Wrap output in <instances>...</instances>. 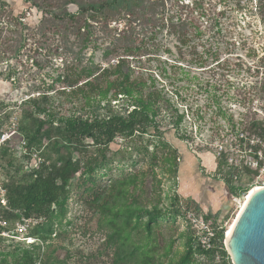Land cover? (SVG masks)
Listing matches in <instances>:
<instances>
[{
  "label": "rangeland",
  "instance_id": "rangeland-1",
  "mask_svg": "<svg viewBox=\"0 0 264 264\" xmlns=\"http://www.w3.org/2000/svg\"><path fill=\"white\" fill-rule=\"evenodd\" d=\"M8 2L13 20H0V187L31 182L33 166L46 159L58 164L68 152L81 170L72 176L67 210L54 220L51 236L38 240L31 226L25 236L32 244L4 238L0 264H18L25 251L31 264H179L193 232L177 211L189 201L200 213L215 215L230 204L219 219L227 231L243 201L236 197L242 202L237 204L217 170L209 167L217 165L205 144L214 127L225 122L216 100L238 119L241 110L233 102L264 99V0H164L160 26L154 29L147 15L139 16L143 20L126 17L107 23L95 16L85 26L69 21L41 26L36 10L27 9L22 0ZM21 14L19 24L14 19ZM119 34L133 38L139 47L129 66L134 78L155 84L147 93L159 91L160 98H154L162 110L163 129L119 136L111 147L70 146L58 133L55 140L44 138L28 148L22 126L30 130L32 106L24 101L48 94L60 115L91 117L94 110L81 94L61 90L76 91L85 79L84 67L116 64L112 51ZM21 44L20 53L12 57ZM164 98L185 113L190 141L170 128L168 115L176 108H169ZM198 107L204 110L203 120L189 114ZM251 180L244 177L240 186L246 188ZM155 207L163 214L148 230L144 210ZM17 222H10V228ZM190 264L223 263L195 251Z\"/></svg>",
  "mask_w": 264,
  "mask_h": 264
},
{
  "label": "trees",
  "instance_id": "trees-1",
  "mask_svg": "<svg viewBox=\"0 0 264 264\" xmlns=\"http://www.w3.org/2000/svg\"><path fill=\"white\" fill-rule=\"evenodd\" d=\"M27 9L36 10L41 16V26L47 23H57L63 21L74 22L77 25L85 26L88 21L98 16L102 21L107 23L124 20V18L147 15L150 17L149 24L152 29L160 26L159 12L164 8V0H22ZM9 7L8 0H0V20L8 18L10 23L13 19L7 14ZM71 7L76 11L72 12ZM4 18V19H5ZM22 14L16 16L14 20L22 24ZM143 20V19H142ZM25 27V26H24ZM175 27V26H174ZM123 32V31H121ZM122 34L115 37L117 41L113 48V57L117 58V63L103 67L102 65L92 64L89 68L84 67L83 83L69 92L66 89L61 90V94L78 95L85 98V104L94 110V114L89 117L80 113L79 115L65 116L60 115L53 106L51 97L48 94H40L30 97L24 101L30 108V118L32 123L29 125L30 130L26 127L22 132L26 139L28 148H34L35 145L42 144V139L48 138L55 140L60 133L62 139L70 146H101L108 147L114 144L115 139L119 136L131 137L135 133H148L151 130L159 132L164 127V122L159 119L162 110L158 105L160 93L157 89L147 93V88H155V84L147 85L146 81L134 78L129 61L135 57L137 50L136 41L124 39ZM22 49L19 45L12 55L17 56ZM117 50H123L125 55H118ZM264 63V61L262 62ZM83 78V77H82ZM113 78V79H111ZM72 86V85H69ZM242 91L237 95L242 96ZM158 95V99L154 98ZM164 100L168 103L169 108L174 109L175 105L171 99ZM218 103L219 114L226 116L225 112ZM176 108L175 114L168 115L170 128L185 141L191 140L189 127L184 126L186 118L185 113H180ZM190 110V109H188ZM202 107H198L195 112L190 110L193 117L203 120ZM204 112V110H203ZM10 118V114L5 115L4 119ZM232 120V118H229ZM247 122L244 124L245 130L254 131L260 134L262 132L261 123L254 114L247 116ZM215 121V119H214ZM3 124V123H2ZM167 126V125H166ZM2 128V125H0ZM168 128V127H167ZM26 131V132H25ZM2 132H0V136ZM54 146L58 142H53ZM69 147V146H68ZM69 149V148H68ZM64 159H59V163H48L47 159L42 161L37 167L33 166L31 170V182L27 184L9 183L3 186L6 190V205L1 202L0 207L3 209L1 219L7 222H15L21 219H37L42 221L37 223L32 229V236L38 240H45L52 234V226L55 219L63 217L67 210V203L70 197V185L72 176L81 170L80 163L74 161L72 153L66 155ZM217 172L220 171L219 162L215 160ZM213 169L212 166H209ZM216 172V173H217ZM226 186L231 191L232 198L238 197L239 193L232 186V182L226 181ZM194 202L186 203L184 209L177 211L178 215H185L190 210L201 211L199 207L193 208ZM198 209V210H197ZM231 205L224 206L223 211H230ZM223 211L218 214L212 212L205 213V220H214L216 228V238L213 240L215 245L211 249H205L200 244L195 243L193 233L187 239V252L179 264H190V259L195 251L207 257H218L223 264H230L231 258L228 254L225 241V228L219 219ZM148 215L147 227L150 230L151 224L156 221V216L163 213L158 207L152 210H144ZM0 227V233L2 232ZM6 239L0 237V242ZM18 264H31V256L25 251L24 256L19 259ZM23 260V262H22Z\"/></svg>",
  "mask_w": 264,
  "mask_h": 264
},
{
  "label": "built area",
  "instance_id": "built-area-1",
  "mask_svg": "<svg viewBox=\"0 0 264 264\" xmlns=\"http://www.w3.org/2000/svg\"><path fill=\"white\" fill-rule=\"evenodd\" d=\"M232 107L241 110L238 113L240 117L236 119L233 114L230 115L224 110L226 116L223 120L227 124L225 122L223 124L219 123L218 126L214 127V135L210 137L209 143H206L205 146L211 147L215 160L217 163L219 162L221 172L218 173L216 171L217 167L215 169L218 173V179L223 183L226 181L232 182V186L239 193V199L244 201V193L250 192L253 188L264 187V99L255 97L248 101L237 100L233 102ZM186 110L187 112L189 111L188 109ZM249 114H254L262 124V132L260 134L245 130L244 124L247 122L246 119ZM230 117L232 120L229 119ZM196 128L193 133L197 135V131L199 132L200 128L197 126ZM247 176L252 180L246 185V188H243L240 185L242 184V179ZM0 199L4 205L7 204L4 187H0ZM235 200L237 204L242 203L236 198ZM200 212L196 210L188 211L185 214V222L193 232L195 243L200 244L205 249H211L215 246L213 240L217 235L214 220L206 221L204 214ZM41 221L42 219L23 218L18 220L15 228L11 229L9 222L6 219H1L0 227L3 230L0 233V237L26 241L32 244L33 239L25 236V234H27L31 226L34 227ZM15 232L18 235H14Z\"/></svg>",
  "mask_w": 264,
  "mask_h": 264
},
{
  "label": "water",
  "instance_id": "water-1",
  "mask_svg": "<svg viewBox=\"0 0 264 264\" xmlns=\"http://www.w3.org/2000/svg\"><path fill=\"white\" fill-rule=\"evenodd\" d=\"M261 188L233 225L229 247L225 233L224 245L233 264H264V187Z\"/></svg>",
  "mask_w": 264,
  "mask_h": 264
},
{
  "label": "bare ground",
  "instance_id": "bare-ground-1",
  "mask_svg": "<svg viewBox=\"0 0 264 264\" xmlns=\"http://www.w3.org/2000/svg\"><path fill=\"white\" fill-rule=\"evenodd\" d=\"M262 188L258 187V188H253L251 189L250 192H248V194L245 196V200L243 201V203L240 205V212L238 213L237 217L235 218L234 222L230 225L229 229L226 231V243L229 247V236H230V232L231 229L233 227V225L236 223V221L238 220V218L240 217V215L242 214L244 208L246 207L247 203L249 202L250 198L255 195L256 193H258L259 191H261Z\"/></svg>",
  "mask_w": 264,
  "mask_h": 264
},
{
  "label": "crops",
  "instance_id": "crops-1",
  "mask_svg": "<svg viewBox=\"0 0 264 264\" xmlns=\"http://www.w3.org/2000/svg\"><path fill=\"white\" fill-rule=\"evenodd\" d=\"M211 166V165H210ZM216 168H213L212 170L215 171Z\"/></svg>",
  "mask_w": 264,
  "mask_h": 264
}]
</instances>
